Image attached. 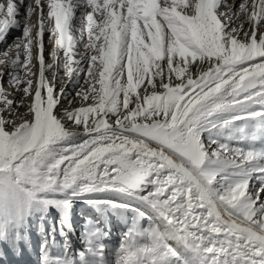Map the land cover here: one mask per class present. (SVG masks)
Segmentation results:
<instances>
[{
  "label": "snow or ice",
  "instance_id": "1",
  "mask_svg": "<svg viewBox=\"0 0 264 264\" xmlns=\"http://www.w3.org/2000/svg\"><path fill=\"white\" fill-rule=\"evenodd\" d=\"M222 7L224 0H0V42L23 24L0 59L22 94L19 104L8 99L0 72V184L38 190L79 181L85 193L138 198L151 209L141 210L151 227L125 237L116 264H264V181L250 190L246 175L257 155L201 139L264 115L244 110L264 104V0H243L238 12ZM65 77L75 97L56 88ZM75 98L81 106H64ZM20 106L28 109L21 122L4 118ZM222 113L235 115L221 125ZM72 135L87 139L62 148ZM252 175L264 176V167Z\"/></svg>",
  "mask_w": 264,
  "mask_h": 264
},
{
  "label": "rangeland",
  "instance_id": "2",
  "mask_svg": "<svg viewBox=\"0 0 264 264\" xmlns=\"http://www.w3.org/2000/svg\"><path fill=\"white\" fill-rule=\"evenodd\" d=\"M225 1L226 7L221 8V11L224 12L226 9L235 12L240 2L237 0L238 3L236 4L235 1V5H233V0ZM87 11L90 12L92 9ZM96 15L97 13L94 14V19H97L98 15ZM77 24L80 26V21ZM78 25H76L77 29H79ZM83 28L84 39L80 42L82 47L84 46L82 44L87 42L86 21ZM75 36L79 38L80 32H75ZM53 48L54 46L49 47V59L46 61L48 63H52ZM77 49L80 53L85 51V48L77 47ZM5 50L6 48L3 52ZM35 54L37 53L34 50V57ZM0 59H2L1 56ZM32 63L35 67L30 66L31 71L38 72V62L34 59ZM0 71L6 74L2 85L8 94L7 98L13 100L17 96L19 99H16L20 102L22 94L11 92L12 87L8 80V74L12 69L0 64ZM21 73L23 76V71ZM33 79L35 80L36 77ZM49 79H51V74H49ZM60 83L66 85L67 78L56 83L57 89L61 86ZM70 91L75 95L76 89L71 87ZM24 102L27 103L28 99L25 98ZM82 103L83 101H80L79 98H75L70 106L68 100L63 104L74 110ZM25 108L27 107H23V109ZM18 110L19 107L13 108V113L19 112ZM244 110L249 113L264 112V104L248 105ZM234 115V113L218 114L217 122L222 125L223 121L231 120ZM3 116L9 120H15L19 115H9L5 112ZM77 130L82 131V129ZM210 135L217 138V143H226L233 149L253 152L257 155V159L248 164L246 175L250 178V190L259 188L261 182L264 181V176L256 180L257 176L252 173L255 169L264 167V115L247 116L244 119L234 120L226 127L219 126L217 131L211 134L202 132L201 139H208ZM86 139L83 135H72L63 140L60 146L70 149L83 143ZM256 181H260V184L256 185ZM114 192L116 191L96 190L85 193L83 185L79 181L68 188L63 187L62 183H58L41 187L38 190L23 185L0 184V258L5 257L7 261H10V257L16 260L20 256L25 260L21 264H51L53 260H56V264H101L104 260L98 259L97 255L103 257L104 248H107L115 255L112 261H107V264H116L118 251L125 237L130 232L142 233L148 230L151 227V216L142 214L141 210L147 212V207L145 209L128 207V210H123L115 206L112 203L117 202L114 200L115 198L109 199L111 195H114ZM96 193L104 194L99 197ZM261 199H264V196ZM65 201L68 202L67 205H65ZM94 204H99V206ZM149 210L151 211V209ZM90 231L98 239L94 251H86L82 245L92 241L93 236H87ZM136 242L140 244L144 241L137 239ZM33 254H36L35 258L28 262ZM92 255L95 256V261L85 260L86 256ZM60 258L62 260H59Z\"/></svg>",
  "mask_w": 264,
  "mask_h": 264
},
{
  "label": "bare ground",
  "instance_id": "3",
  "mask_svg": "<svg viewBox=\"0 0 264 264\" xmlns=\"http://www.w3.org/2000/svg\"><path fill=\"white\" fill-rule=\"evenodd\" d=\"M236 1V2H235ZM239 1V0H238ZM27 2H33V0H26V3ZM226 1L224 0V3H225ZM231 2V1H230ZM237 4L238 2H237V0H233V5H235V3ZM241 2H243V0H240V2L238 3V6H239V4L241 3ZM85 4H86V0H85ZM227 5V4H226ZM229 6V5H228ZM231 7V6H230ZM88 9H91L90 7H86L85 9H84V11H81V10H77V12H76V16L77 17H79V16H82V15H86V13L87 12H89V11H87ZM237 10L235 11V12H238L239 11V7L238 8H236ZM86 11V12H85ZM91 12V11H90ZM226 12H228L227 11V9H226ZM24 14H25V8L24 7H21V9H20V16L18 17V19H20L21 20V22L23 23V18H24ZM45 14H46V4H45ZM97 15H98V13H97ZM96 15V16H97ZM38 19V16H37V14H33V16L31 17V18H29L28 19V21H27V23L28 24H33L36 20ZM79 20H76L75 21V24L76 25H78L77 24V22H78ZM77 27V26H76ZM80 27H82L81 25L79 26L78 25V28H80ZM85 27V26H84ZM22 28H23V24H21V26L20 27H18V28H16V27H14V28H12V29H10L9 30V32L6 34V37H5V40L4 41H2V42H0V51H1V53H0V56L2 57V59H5V57L3 56V50L6 48V50L8 51L9 50V47L10 46H14L15 45V43H17L18 41H17V37H21V35H23V30H22ZM85 32H86V30H85ZM86 37H87V35H86ZM84 39V38H83ZM15 40V41H14ZM12 42V43H11ZM47 44H50V45H47ZM81 43H78L77 44V47H80V49H82V48H84V46L82 47L81 45H80ZM85 44V43H84ZM84 44H82V45H84ZM44 45H45V58H46V61H47V59H49V47H51V46H54V43L52 42V41H50L49 39H48V33H46L45 34V39H44ZM4 48V49H3ZM5 50V51H6ZM78 50V49H77ZM85 52V51H84ZM37 54H35V56H36ZM9 56L11 57V58H14L15 57V51L13 50V51H9ZM52 58V57H51ZM36 61V60H35ZM36 62H38V61H36ZM1 71H3V70H1ZM0 71V72H1ZM5 73V72H4ZM21 75H22V73H21ZM59 75L60 76H63V71H61L60 73H59ZM60 85H61V83H60ZM60 85H58V86H60ZM64 85V84H63ZM63 85H61L60 87H62ZM10 86V85H9ZM64 86H66L67 88H68V92H69V94L72 96V97H75V95L70 91V89H71V87H72V85H70V84H66V85H64ZM11 87H12V90H11V92L13 91V86L11 85ZM60 87H58V88H60ZM16 93H20L19 91H15ZM14 92V93H15ZM13 93V94H14ZM21 94V93H20ZM20 97V96H19ZM16 98H18L17 96L16 97H14V101H16V102H18L17 104H19L20 102H19V100H17ZM19 99V98H18ZM65 101H67V99H65L64 101H63V103L65 102ZM260 106V105H259ZM22 107V108H21ZM14 108H16V107H14ZM247 108H249V107H247ZM256 108V107H255ZM258 108V107H257ZM261 108V107H260ZM252 109V108H251ZM19 112H17L18 114H19V116L18 117H16L17 119H15V121L17 122V123H19V122H21V118H23V117H27V113H28V109L27 108H25V109H23V106H20L19 107V110H18ZM5 113V112H4ZM16 113V112H15ZM220 118V117H219ZM218 119V118H217ZM252 165V164H251ZM256 180H259V179H256ZM261 181V180H260ZM260 181H256L255 182V184L256 185H259L260 184ZM79 192V191H78ZM112 193V192H111ZM97 195H99V193H96ZM103 194L104 193H102V195H99V197H102L103 196ZM106 196V195H105ZM112 196V197H111ZM110 197L109 196H107V197H109V199H112V198H115L114 200H116L117 202H121V203H125V204H127V205H129L131 208H135V209H145L146 208V206L145 205H143V204H141L140 203V201L138 200V198H136V197H134V196H132V195H129V194H127V193H119V192H114V195H111ZM264 196V192H262L261 193V198ZM106 197V198H107ZM105 198V197H104ZM103 198V199H104ZM105 198V199H106ZM95 205H98L99 206V204H95ZM121 209H123V210H128V207H120ZM148 213H151V211L149 210V208L146 210ZM80 224V223H79ZM90 235H92L93 236V239H92V241H88V242H86V243H84V244H82V245H84V248H85V250L86 251H94L95 249H96V242L98 241V239H96V236H95V234H93V233H91V231L90 232H88V235L87 236H90ZM33 256H35V254H33ZM1 257V256H0ZM114 257H115V255H113V252H110L109 251V249H107V248H104V252H103V257L102 258H98V259H101V260H106V261H112L113 259H114ZM59 260H62V258H60ZM58 260V261H59ZM85 260H90V261H95L96 260V258H95V256L94 255H92V256H86L85 257ZM57 262H56V260H53L52 262H51V264H56Z\"/></svg>",
  "mask_w": 264,
  "mask_h": 264
}]
</instances>
